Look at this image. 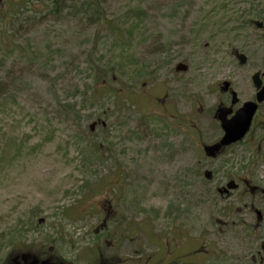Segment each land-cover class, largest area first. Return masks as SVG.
I'll return each instance as SVG.
<instances>
[{"label":"rangeland","instance_id":"374dc122","mask_svg":"<svg viewBox=\"0 0 264 264\" xmlns=\"http://www.w3.org/2000/svg\"><path fill=\"white\" fill-rule=\"evenodd\" d=\"M73 5L0 28V264H264L257 199L228 189L264 183L255 150L202 147L216 84L264 69V0Z\"/></svg>","mask_w":264,"mask_h":264},{"label":"flooded vegetation","instance_id":"af4514ba","mask_svg":"<svg viewBox=\"0 0 264 264\" xmlns=\"http://www.w3.org/2000/svg\"><path fill=\"white\" fill-rule=\"evenodd\" d=\"M53 4V0H0V28L5 27V23L19 22L21 18V7H45L49 8V5ZM253 25L258 31V35L261 38L260 41L264 42V19L262 21H254ZM234 58L239 62L241 68H245L251 63V57L249 52H233ZM264 67V66H263ZM258 75V79L253 77ZM239 86L233 84L231 80L220 81L216 84V90L213 92L215 95L213 113L211 117L216 130H224L222 122L232 126L238 125V130H248L245 136L238 142L227 146H220V140L223 137L224 132L220 138L210 144L209 146H202L204 152L211 154V156H220L226 150L243 144L248 148L255 150L256 164L260 166V171L264 172V69L255 68L252 70L249 78H245ZM164 101V100H163ZM166 101L162 102L163 106ZM245 107L252 110L250 117L249 113L244 115L241 119H237V114ZM168 109V108H167ZM166 110V109H165ZM171 118L174 120L175 127L181 128V117L171 114ZM249 118V119H248ZM237 119V120H236ZM248 120V123H247ZM193 129L197 130V126L193 123ZM262 178V175H260ZM262 180L255 181V184H251L248 179L240 178L239 184H231L234 190H240L242 194L246 196H254L257 201L255 206L249 208L254 218L253 229L257 233L255 235L257 244L260 248L261 256L264 258V183ZM227 188H219L217 190L220 196H230V191ZM197 251H199L197 249ZM25 256V258H22ZM97 264H112L111 261L104 258V255L99 257ZM7 264H66L57 259L49 258L46 256H31L28 254H22L15 256ZM177 264V263H175Z\"/></svg>","mask_w":264,"mask_h":264},{"label":"water","instance_id":"95a60500","mask_svg":"<svg viewBox=\"0 0 264 264\" xmlns=\"http://www.w3.org/2000/svg\"><path fill=\"white\" fill-rule=\"evenodd\" d=\"M178 71H185L186 68L182 67V66H178L176 68ZM253 79L257 80L258 79V75H255L253 77ZM253 111L249 110L248 107L243 108L238 114H237V119H241L244 115L249 113V116L251 115ZM236 119V120H237ZM249 119V118H248ZM248 123V120H247ZM222 127L224 130H222L224 132L223 137L220 140L219 145L220 146H227V145H231L233 143H236L238 141H240L245 134L247 133L248 130H238L239 126L235 125V126H230L228 124H225L224 122H222ZM233 188V186H231L230 184L228 185V189ZM22 258H25V256H23Z\"/></svg>","mask_w":264,"mask_h":264},{"label":"trees","instance_id":"16d2710c","mask_svg":"<svg viewBox=\"0 0 264 264\" xmlns=\"http://www.w3.org/2000/svg\"><path fill=\"white\" fill-rule=\"evenodd\" d=\"M75 1H77V0H53V4L52 5L55 7L56 11L58 9H63V8H67L68 10L69 9L70 10L74 9V11H75V9H77L76 6L73 5V2H75ZM66 3L67 4L71 3V4L69 6H67V7H65ZM93 9H95V8H93ZM95 10L97 11V9H95ZM78 11L80 13L81 10L78 9Z\"/></svg>","mask_w":264,"mask_h":264}]
</instances>
